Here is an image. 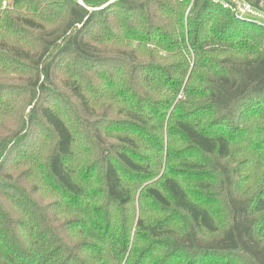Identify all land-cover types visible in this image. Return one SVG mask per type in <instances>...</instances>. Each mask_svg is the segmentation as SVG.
<instances>
[{
  "label": "trees",
  "instance_id": "16d2710c",
  "mask_svg": "<svg viewBox=\"0 0 264 264\" xmlns=\"http://www.w3.org/2000/svg\"><path fill=\"white\" fill-rule=\"evenodd\" d=\"M0 264H264V26L0 0Z\"/></svg>",
  "mask_w": 264,
  "mask_h": 264
},
{
  "label": "built area",
  "instance_id": "2783aa9c",
  "mask_svg": "<svg viewBox=\"0 0 264 264\" xmlns=\"http://www.w3.org/2000/svg\"><path fill=\"white\" fill-rule=\"evenodd\" d=\"M221 6L241 21L264 26V0L252 2L250 0H210ZM6 2L4 1V4Z\"/></svg>",
  "mask_w": 264,
  "mask_h": 264
},
{
  "label": "rangeland",
  "instance_id": "374dc122",
  "mask_svg": "<svg viewBox=\"0 0 264 264\" xmlns=\"http://www.w3.org/2000/svg\"><path fill=\"white\" fill-rule=\"evenodd\" d=\"M79 2H81V0H78ZM6 5V3L4 4V1H3V3H2V6H5Z\"/></svg>",
  "mask_w": 264,
  "mask_h": 264
}]
</instances>
